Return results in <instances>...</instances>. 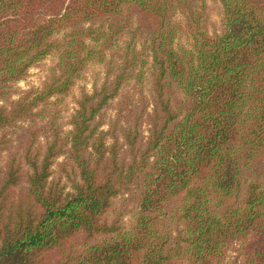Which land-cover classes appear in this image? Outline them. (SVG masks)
Returning <instances> with one entry per match:
<instances>
[{"label": "trees", "instance_id": "1", "mask_svg": "<svg viewBox=\"0 0 264 264\" xmlns=\"http://www.w3.org/2000/svg\"><path fill=\"white\" fill-rule=\"evenodd\" d=\"M3 158L0 264H264V0H0Z\"/></svg>", "mask_w": 264, "mask_h": 264}, {"label": "rangeland", "instance_id": "2", "mask_svg": "<svg viewBox=\"0 0 264 264\" xmlns=\"http://www.w3.org/2000/svg\"><path fill=\"white\" fill-rule=\"evenodd\" d=\"M210 28L211 29H216L219 26V16H218V7L214 5L213 3H210ZM50 65V61H46L43 65L33 69L30 71L29 76L27 79L23 82H21L18 87L20 88L21 91H27L29 89H35V88H40L45 76H46V68ZM98 69V68H97ZM95 71L96 69H90L88 70L83 79L76 85V87L73 90V95L72 97L70 96L68 99L64 100V104L59 107L61 109L60 111V117L58 122L61 123L62 126H66L68 123V120L70 118V114L72 112V109L74 107V98L78 96L79 91L82 87H85L87 90H90L91 83L95 77ZM130 88L127 90L128 93L133 92L134 90H137L136 84L131 83L129 86ZM16 97H13L15 99ZM113 109L109 111V115H113ZM12 143H11V148L14 147L16 144V138L15 136L12 135ZM4 163V158L3 160H0V169L2 168ZM18 194V191H14V196L16 197ZM235 260V254L234 252L229 253L227 262L228 264H233V261Z\"/></svg>", "mask_w": 264, "mask_h": 264}]
</instances>
